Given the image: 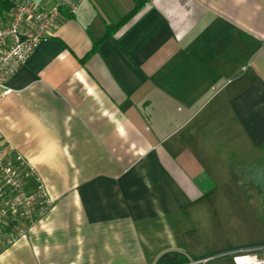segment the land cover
<instances>
[{
	"label": "crops",
	"instance_id": "1",
	"mask_svg": "<svg viewBox=\"0 0 264 264\" xmlns=\"http://www.w3.org/2000/svg\"><path fill=\"white\" fill-rule=\"evenodd\" d=\"M144 1L83 0L0 87L53 202L0 264H187L264 185V0Z\"/></svg>",
	"mask_w": 264,
	"mask_h": 264
},
{
	"label": "built area",
	"instance_id": "2",
	"mask_svg": "<svg viewBox=\"0 0 264 264\" xmlns=\"http://www.w3.org/2000/svg\"><path fill=\"white\" fill-rule=\"evenodd\" d=\"M0 18V87L29 59L39 43L53 36L60 16L74 14L83 0H8ZM46 3H48L46 5ZM43 181L25 157L0 133V252L26 235L53 204ZM230 256L233 264H264V242L220 250L187 264Z\"/></svg>",
	"mask_w": 264,
	"mask_h": 264
},
{
	"label": "rangeland",
	"instance_id": "3",
	"mask_svg": "<svg viewBox=\"0 0 264 264\" xmlns=\"http://www.w3.org/2000/svg\"><path fill=\"white\" fill-rule=\"evenodd\" d=\"M7 12L8 10L2 11L0 18H5ZM251 172L252 170H247V173ZM247 173L245 179L242 176L239 178L244 182L241 187L245 190V197L240 200L230 198L222 203L226 217H222L223 224L212 234L214 245L223 247V250L264 242V185H254ZM230 258V256L221 257L209 264Z\"/></svg>",
	"mask_w": 264,
	"mask_h": 264
},
{
	"label": "trees",
	"instance_id": "4",
	"mask_svg": "<svg viewBox=\"0 0 264 264\" xmlns=\"http://www.w3.org/2000/svg\"><path fill=\"white\" fill-rule=\"evenodd\" d=\"M144 0H134V7L133 9L127 14L125 15V17L123 16V18L121 19L120 22H122L123 20H126L127 18L131 17L133 14H135L144 4ZM11 2H9L8 0H0V13L4 10H9L11 8ZM109 31L107 30L105 35H108Z\"/></svg>",
	"mask_w": 264,
	"mask_h": 264
}]
</instances>
